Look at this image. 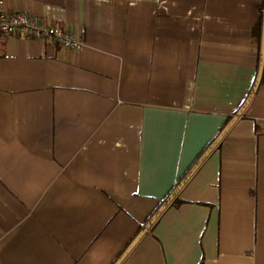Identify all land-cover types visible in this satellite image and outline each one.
<instances>
[{
	"label": "crops",
	"instance_id": "crops-1",
	"mask_svg": "<svg viewBox=\"0 0 264 264\" xmlns=\"http://www.w3.org/2000/svg\"><path fill=\"white\" fill-rule=\"evenodd\" d=\"M1 1L0 264H264V0Z\"/></svg>",
	"mask_w": 264,
	"mask_h": 264
},
{
	"label": "built area",
	"instance_id": "built-area-1",
	"mask_svg": "<svg viewBox=\"0 0 264 264\" xmlns=\"http://www.w3.org/2000/svg\"><path fill=\"white\" fill-rule=\"evenodd\" d=\"M0 35L5 37L16 35L40 41H50L73 51H80L84 46L83 41L73 34L46 24L36 15L8 12L1 0Z\"/></svg>",
	"mask_w": 264,
	"mask_h": 264
},
{
	"label": "trees",
	"instance_id": "trees-1",
	"mask_svg": "<svg viewBox=\"0 0 264 264\" xmlns=\"http://www.w3.org/2000/svg\"><path fill=\"white\" fill-rule=\"evenodd\" d=\"M186 181V178L180 180L176 187H174V189L172 190V194L171 196H175L177 194V192L179 191V188L184 184V182ZM172 205V206H177L179 204V201L177 199H174L171 203H169V200H164L162 201L161 205H159V207L157 209H155L152 214L148 217L147 221H146V225L149 226L152 224V222L159 216V214L164 210V208H166L168 205ZM144 229H140V231L138 232V234H140L141 232H143Z\"/></svg>",
	"mask_w": 264,
	"mask_h": 264
}]
</instances>
